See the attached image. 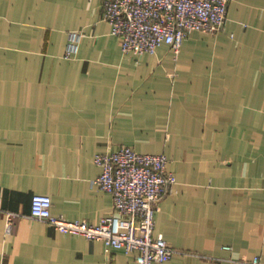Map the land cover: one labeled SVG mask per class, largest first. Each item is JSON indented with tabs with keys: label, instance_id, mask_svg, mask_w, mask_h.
I'll use <instances>...</instances> for the list:
<instances>
[{
	"label": "crops",
	"instance_id": "obj_1",
	"mask_svg": "<svg viewBox=\"0 0 264 264\" xmlns=\"http://www.w3.org/2000/svg\"><path fill=\"white\" fill-rule=\"evenodd\" d=\"M104 1L0 0V264H135L31 218L36 195L70 221L110 217L94 160L123 146L177 178L155 216L166 264L264 262V0L142 56L123 53Z\"/></svg>",
	"mask_w": 264,
	"mask_h": 264
},
{
	"label": "built area",
	"instance_id": "obj_2",
	"mask_svg": "<svg viewBox=\"0 0 264 264\" xmlns=\"http://www.w3.org/2000/svg\"><path fill=\"white\" fill-rule=\"evenodd\" d=\"M232 0H105L104 19L124 54H155L168 45L175 54L193 32L215 35L226 25ZM79 33H71L67 57L78 52ZM101 170L95 185L113 198V214L99 224L70 221L52 214L48 196L32 198L31 218L55 231L103 242L107 251L124 250L135 255V264H166L177 251L155 234V216L160 201L177 184L167 170L165 155L136 152L123 146L96 156ZM11 216H8L10 224ZM9 234V229H8ZM230 250V248H226ZM246 264H264L255 257Z\"/></svg>",
	"mask_w": 264,
	"mask_h": 264
},
{
	"label": "rangeland",
	"instance_id": "obj_3",
	"mask_svg": "<svg viewBox=\"0 0 264 264\" xmlns=\"http://www.w3.org/2000/svg\"><path fill=\"white\" fill-rule=\"evenodd\" d=\"M96 180H97V179H96ZM96 180H95V182H96ZM95 182H94V183H95Z\"/></svg>",
	"mask_w": 264,
	"mask_h": 264
}]
</instances>
